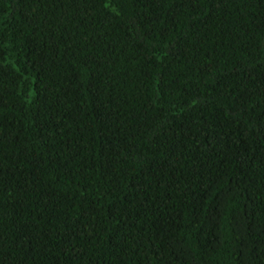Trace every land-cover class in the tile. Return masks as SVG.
Masks as SVG:
<instances>
[{
  "label": "trees",
  "instance_id": "trees-1",
  "mask_svg": "<svg viewBox=\"0 0 264 264\" xmlns=\"http://www.w3.org/2000/svg\"><path fill=\"white\" fill-rule=\"evenodd\" d=\"M0 264H264V0H0Z\"/></svg>",
  "mask_w": 264,
  "mask_h": 264
}]
</instances>
